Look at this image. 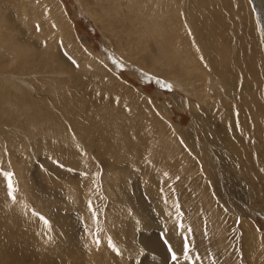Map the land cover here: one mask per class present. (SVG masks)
<instances>
[{"label": "rangeland", "instance_id": "374dc122", "mask_svg": "<svg viewBox=\"0 0 264 264\" xmlns=\"http://www.w3.org/2000/svg\"><path fill=\"white\" fill-rule=\"evenodd\" d=\"M254 1L0 0V264H264Z\"/></svg>", "mask_w": 264, "mask_h": 264}, {"label": "bare ground", "instance_id": "6f19581e", "mask_svg": "<svg viewBox=\"0 0 264 264\" xmlns=\"http://www.w3.org/2000/svg\"><path fill=\"white\" fill-rule=\"evenodd\" d=\"M250 1V0H249ZM251 3V2H250ZM253 11H255V13H258L261 17L262 16H264V14L262 13V11H261V9L259 8L258 9V4L254 1V9H253ZM262 20H263V18H262ZM263 23H264V20H263ZM30 56V58H31V61H32V63L34 64V62H35V60H34V58L36 57L35 55H33L32 53L29 55ZM26 63V62H25ZM32 64V67H34L35 65H33ZM26 67H29V68H31V64H28V63H26V65H25ZM35 71H37V70H35ZM61 72V71H60ZM61 73H63V71L61 72ZM37 75V74H36ZM40 76V75H39ZM48 77V76H47ZM50 79H52V81H50V83L51 82H53V80H54V77H51ZM29 84V83H28ZM32 85V84H31ZM35 86V85H34ZM37 87V86H36ZM29 98V97H28ZM30 100H32V99H30ZM33 101V100H32ZM42 103V102H41ZM28 114V113H27ZM88 115V114H87ZM75 124V123H74ZM74 126V125H73ZM76 126V125H75ZM85 126V125H84ZM83 127V126H82ZM86 127V126H85ZM87 129V128H86ZM88 131V130H87ZM90 131V130H89ZM94 136V135H93ZM92 138V137H91ZM61 195V194H60ZM57 196H59V195H57ZM137 201H138V199H136ZM140 200V199H139ZM133 202H134V200H133ZM141 204V201H140V203H139V201H138V203H137V205H140ZM58 208V207H57ZM59 209V208H58ZM58 209H56V210H58ZM55 215H56V213H55ZM56 217V216H55ZM57 218V219H56ZM55 218V220H57V221H59V217L57 216ZM61 218V217H60ZM62 222L64 221L63 220V217H62ZM74 220V219H73ZM61 222V223H62ZM142 223L145 225V226H149V224H147L148 223V219L147 218H145L144 217V219H143V221H142ZM77 224V223H76ZM63 225V224H62ZM62 225H61V227H62ZM125 226V225H124ZM127 226V225H126ZM64 227V226H63ZM75 227V226H74ZM66 228V227H65ZM63 229V228H62ZM67 229H68V227H67ZM76 229H77V227H76ZM60 230V229H59ZM73 230V229H72ZM62 231V230H61ZM74 231V230H73ZM63 232V231H62ZM75 234V233H74ZM133 234H135L134 232H133ZM72 236H74V235H72ZM67 237H68V235H67ZM69 237H71V235H69ZM90 240V239H89ZM92 241V240H91ZM94 242V241H93ZM94 247V246H93Z\"/></svg>", "mask_w": 264, "mask_h": 264}, {"label": "snow or ice", "instance_id": "6c2138e0", "mask_svg": "<svg viewBox=\"0 0 264 264\" xmlns=\"http://www.w3.org/2000/svg\"><path fill=\"white\" fill-rule=\"evenodd\" d=\"M12 173L10 172H4L3 173V176L6 178L7 180V188H8V194L11 196L12 195V191H13V184H12V180H11V177H12ZM15 197H13L14 199ZM47 223V222H46ZM98 243V241H97ZM185 254H187V251H188V246L187 244L185 243L184 244V248H183ZM169 251L172 252V260L175 261L177 259V256H176V253L174 251H172L171 248H169Z\"/></svg>", "mask_w": 264, "mask_h": 264}]
</instances>
